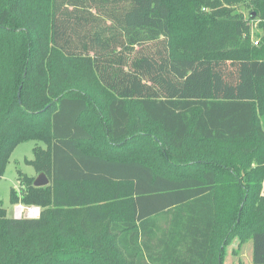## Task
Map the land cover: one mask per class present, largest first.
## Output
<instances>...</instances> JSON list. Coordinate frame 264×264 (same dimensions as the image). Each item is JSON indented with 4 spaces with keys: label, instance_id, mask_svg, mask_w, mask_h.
<instances>
[{
    "label": "trees",
    "instance_id": "1",
    "mask_svg": "<svg viewBox=\"0 0 264 264\" xmlns=\"http://www.w3.org/2000/svg\"><path fill=\"white\" fill-rule=\"evenodd\" d=\"M240 1L0 0V179L22 143L50 156L49 185L11 191L40 217L0 206V264H143L122 244L154 228L151 264H224L236 240L264 264V0Z\"/></svg>",
    "mask_w": 264,
    "mask_h": 264
},
{
    "label": "rangeland",
    "instance_id": "2",
    "mask_svg": "<svg viewBox=\"0 0 264 264\" xmlns=\"http://www.w3.org/2000/svg\"><path fill=\"white\" fill-rule=\"evenodd\" d=\"M213 1V0H210ZM239 10H243L246 13H248L251 9V7L253 8L252 4L250 3L249 0H242L240 2H237L235 5ZM252 10V9H251ZM210 9L209 8H204L201 10L202 13L205 12H209ZM257 23L255 22L254 26H253V30H252V39H253V44L255 47H259L260 44L256 45V42H261V38L258 37L259 34H262V32L257 28ZM182 26V30L180 32L176 33L177 36V42L175 44V48L176 51L179 52V50H183V47L185 45V43H187L189 41V38L192 37V34L188 35V31L187 29L184 28L183 26V20L182 22H178V25ZM76 72L74 70V68L72 69V71H70V73H74ZM97 90L96 92V97L99 100V103L102 104L104 103L108 97L101 91H99V89H95ZM93 95V94H92ZM99 104V105H100ZM137 116L135 117V119H138L139 121V125L144 127L145 129L140 130L139 131H143V132H147V131H151L154 129V126L149 123L145 117H143L142 113L140 112L139 108L137 105H133ZM84 123L87 124L91 129L93 130H97V128L93 127V125L97 123L96 118L93 115H87L84 118ZM95 132V131H94ZM97 135V139L95 140V142H87L85 143L87 147H84L86 149H88L89 151H96L97 149H105L107 151L108 148V144L106 142V140L104 139V135L103 133L99 132V129L96 133ZM152 137L157 136V135H151ZM144 141V139H142ZM39 147L40 150H42L43 152V156L41 155L39 157V160H37V162H33L34 160V149L35 147ZM187 146H190L191 152L192 153H198V144L196 143V141L191 140ZM48 146L42 142H34V141H30V142H25L22 143L20 145H18L16 147V149L13 151L9 164L7 165L6 168V172L5 174L2 176V178L0 179V206H2L6 211H7V215L8 217H12L14 219H17L15 214H16V210L18 209H24V212L22 213L21 218H29V219H37V218H30L27 210L25 209H29L31 208H38V210L40 211V213L42 212V208L41 207H35L32 205H24L21 203H16L13 204L11 202V191L12 189H20V184H19V174H22V176L26 177L27 180H29L30 182L34 183L35 180L38 178V176L41 173H45L47 175V177L50 176V156L48 155ZM143 151L145 153L146 156H148L149 158L152 159V164H154L156 167L159 165V163L161 162L160 160H157V156L155 157H151L152 155H148V153L145 151V149L143 148ZM178 153L183 154L185 152V148L177 151ZM40 155V154H39ZM156 159V160H153ZM182 163V162H181ZM184 163V162H183ZM20 191L21 190H17ZM41 215V214H40ZM40 217V216H39ZM38 217V218H39ZM20 219V218H18ZM251 253H252V244L251 242L246 243L242 249L240 250L238 243L234 242L231 245H229V247L226 250V256H225V260H224V264H253L251 261Z\"/></svg>",
    "mask_w": 264,
    "mask_h": 264
},
{
    "label": "crops",
    "instance_id": "3",
    "mask_svg": "<svg viewBox=\"0 0 264 264\" xmlns=\"http://www.w3.org/2000/svg\"><path fill=\"white\" fill-rule=\"evenodd\" d=\"M162 226L165 227V225H163V223H162ZM147 230L150 232L151 229L149 228ZM157 230L158 229H156V228L151 230L152 231L151 232L152 241H150L149 239L144 238L142 232L139 231V237H138V240L136 242L137 245H135V243H132L131 240H128L127 242L123 241L122 248L124 250L129 251V253H131V258L137 259L138 257L139 258L141 257V258H143V261H142L143 264H151L150 255L148 254L149 252L145 249V247L147 245H149L150 247H156L157 244H159V240L161 238V233L157 232ZM234 242H237V240L234 241ZM238 246H239V243H238ZM154 251L157 254H159L161 252V250L158 247Z\"/></svg>",
    "mask_w": 264,
    "mask_h": 264
},
{
    "label": "built area",
    "instance_id": "4",
    "mask_svg": "<svg viewBox=\"0 0 264 264\" xmlns=\"http://www.w3.org/2000/svg\"><path fill=\"white\" fill-rule=\"evenodd\" d=\"M258 44V42H256V45ZM27 210V213L29 215L30 218H38L40 216V211L38 210V208H29V209H25ZM24 212V209H18L16 210V218H20L21 219V216H22V213Z\"/></svg>",
    "mask_w": 264,
    "mask_h": 264
},
{
    "label": "water",
    "instance_id": "5",
    "mask_svg": "<svg viewBox=\"0 0 264 264\" xmlns=\"http://www.w3.org/2000/svg\"><path fill=\"white\" fill-rule=\"evenodd\" d=\"M50 181L44 173H41L34 182V186L37 188L45 187L49 185Z\"/></svg>",
    "mask_w": 264,
    "mask_h": 264
}]
</instances>
